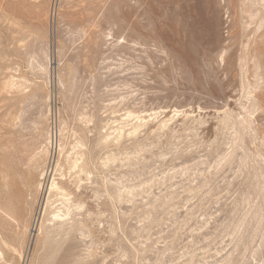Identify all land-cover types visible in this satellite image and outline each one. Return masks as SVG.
Instances as JSON below:
<instances>
[{"label":"rangeland","instance_id":"obj_1","mask_svg":"<svg viewBox=\"0 0 264 264\" xmlns=\"http://www.w3.org/2000/svg\"><path fill=\"white\" fill-rule=\"evenodd\" d=\"M0 207V264H264V0H0Z\"/></svg>","mask_w":264,"mask_h":264},{"label":"bare ground","instance_id":"obj_2","mask_svg":"<svg viewBox=\"0 0 264 264\" xmlns=\"http://www.w3.org/2000/svg\"><path fill=\"white\" fill-rule=\"evenodd\" d=\"M143 124H144V123H143ZM162 124H163V123H162ZM162 124H161V125H162ZM164 125H165V123H164ZM166 125H167V124H166ZM141 126H142V125H141ZM122 128H123V126H122ZM120 129H121V128H120ZM62 130H63V129H62ZM122 130H124V128H123ZM117 131H118V128H117ZM119 131H120V130H119ZM119 131H118V132H119ZM50 133H51V132H50ZM60 133H61V132H60ZM120 134H122V132L119 133V135H120ZM55 136H56V135H55ZM55 136H54V137H55ZM121 136H122V135H121ZM52 138H53V137H52ZM56 139H57V138H56ZM54 140H55V139H54ZM106 140H108V139L106 138ZM51 141H52V140H51ZM54 142H55V141H54ZM78 143H79V142H78ZM78 143H77V144H78ZM50 144H52V143H50ZM80 145H82V144H80ZM78 146H79V145H78ZM58 147H60V146H58ZM61 147H62V146H61ZM52 148H53V147H52ZM77 148H78V147H77ZM79 148H80V147H79ZM60 152H61V151H60ZM63 153H64V151H63ZM74 153H76L77 155H76V158H75L74 160L72 159V160H73V163H72L73 168H71V169H72V170L75 169V171H74V172H75V175L78 177V176L80 175V173H82V172L84 171V169H83L82 165H80V162H79V161H81V160L78 158V154H79V152L76 151V152H74ZM74 156H75V155H74ZM72 158H73V157H72ZM84 163H85V162H84ZM68 164H70V163H68ZM68 167H69V166H68ZM71 169H70V170H71ZM45 171H46V170H45ZM47 172H48V171H47ZM47 172H46V174H47ZM74 172H73V173H74ZM49 173H50V172H49ZM43 175H44V174H43ZM44 176H46V175H44ZM53 176H54V175H53ZM77 177H75V178H77ZM45 178H46V177H45ZM62 178H63V177H62ZM75 178H74V179H75ZM53 179H55V178H53ZM77 180H78V179H77ZM42 181H44L43 178H42ZM42 181H41V182H42ZM53 181H55V180H53ZM80 182H81V181H80ZM51 183H52V182H51ZM54 183H56V182H54ZM54 183H53V184H54ZM58 183H59V182H58ZM39 184H41V183H39ZM78 184H79V183H78ZM78 184H77V185H78ZM56 185H58V184L56 183ZM56 185H55L54 187H53V185H52L51 187L55 188V187H57ZM39 186H41V185H39ZM41 187H42V186H41ZM57 188H59V187H57ZM40 189H41V188H40ZM46 190H47V189H46ZM50 190H51V189H50ZM57 190L60 191L59 189H57ZM62 190H63V189H62ZM50 192H51V191H50ZM54 192H55V191H54ZM62 192H63V191H62ZM69 192H70V191H69ZM57 193H58V192H57ZM63 193H66V192H63ZM58 194H59V193H58ZM67 194H68V193H67ZM51 195H52V194H51ZM51 195H50V197H51ZM55 195H56V194H55ZM70 195H71V193H70ZM50 197H49V198H50ZM52 197H53V196H52ZM68 197L70 198V196H68ZM68 197H67V199H68ZM64 198H66V196H65ZM64 198H63V199H64ZM70 199H71V198H70ZM48 200H49V199H48ZM69 201H72V200H69ZM47 202H48V201H47ZM65 202H66V201H65ZM48 203L50 204V202H48ZM53 203H54V201H53ZM67 203H68V201H67ZM70 203H72V202H70ZM73 204H74V203H73ZM50 205H51V204H50ZM64 205H65V204H64ZM68 205H69V204H68ZM76 205H77V204H76ZM17 206H20V205L18 204ZM48 206H49V205H48ZM51 206H52V205H51ZM72 206H73V205H72ZM74 206H75V205H74ZM80 206H82V205L80 204ZM53 207H54V205H53ZM53 207H52V208H53ZM65 207H66V206H65ZM2 208H3V207H2ZM2 208L0 207V213L3 214V215H5V217L7 216V217H9V218L11 219V218H12L11 215H13V214L9 215V214L6 213ZM15 208H16V207H15ZM20 208H22V207L20 206V207H18V208H16V209L19 210ZM24 208H26V207H24ZM49 208H50V207H49ZM49 208H48V209H49ZM58 208H59V207H58ZM66 208H67V207H66ZM66 208H65V211H66ZM70 208H71V206H70ZM70 208H69V209H70ZM77 208H78V207H77ZM81 208H82V207H81ZM59 209H60V208H59ZM74 210H75V208H74ZM77 210H78V209H77ZM23 211H24V210L22 209V212H23ZM25 211H26V210H25ZM25 211H24V212H25ZM54 211H55V210H54ZM58 211H59V210H58ZM71 211H73V209H72ZM78 211H79V210H78ZM16 212H17V211H16ZM46 212H47V211H46ZM49 212H50V210H49ZM56 212H57V211H56ZM61 212H62V211H61ZM74 212H75V211H74ZM74 212H72V214H73ZM76 212H77V211H76ZM25 213H26V212H25ZM22 214H24V213H22ZM22 214H21V215H22ZM72 214H71V215H72ZM74 214H75V213H74ZM74 214H73V215H74ZM78 214H79V213H78ZM78 214H77V215H78ZM52 215H53V214H52ZM14 216H15V215H14ZM22 216L24 217V215H22ZM22 216H19V217H22ZM55 216H56V215H55ZM69 216H70V213H69V211H67V212L63 213V215H60V214H59V215H57L56 217L59 218V221L61 220V223H62V224H65L64 222H67V220H68L69 218L71 219V217H69ZM68 217H69V218H68ZM54 219H55V218H53L52 222L54 221ZM73 219H74V218H73ZM71 220H72V219H71ZM74 221H75V220H74ZM57 223H59V222H57ZM61 223H60V224H61ZM68 223H70V222H68ZM68 223H67V224H68ZM60 224H58L59 227H62V225L60 226ZM58 225H56V226H58ZM69 225H72V227H73V224H68L67 226H69ZM56 226H55V227H56ZM56 228H57V227H56ZM63 228H64V227H63ZM69 228H70V227H69ZM53 229H54V224H53ZM57 229H58V228H57ZM59 229H60V228H59ZM64 229H65V228H64ZM71 229H72V228H71ZM75 229H78V228H75ZM75 229H74V230H75ZM69 230H70V229H69ZM78 230H79V229H78ZM62 231H63V230H62ZM67 232H68V231H67ZM60 234H63V233H60ZM55 235H56V234H55ZM58 235H59V234H58ZM64 235H65V233H64ZM59 236H62V235H59Z\"/></svg>","mask_w":264,"mask_h":264}]
</instances>
